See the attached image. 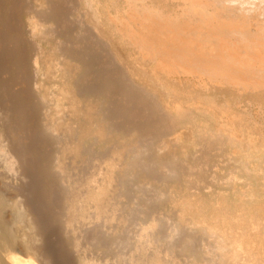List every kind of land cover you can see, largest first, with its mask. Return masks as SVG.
Masks as SVG:
<instances>
[{"label": "bare ground", "instance_id": "6f19581e", "mask_svg": "<svg viewBox=\"0 0 264 264\" xmlns=\"http://www.w3.org/2000/svg\"><path fill=\"white\" fill-rule=\"evenodd\" d=\"M15 23L48 115L0 107V264H264V0H0Z\"/></svg>", "mask_w": 264, "mask_h": 264}, {"label": "rangeland", "instance_id": "374dc122", "mask_svg": "<svg viewBox=\"0 0 264 264\" xmlns=\"http://www.w3.org/2000/svg\"><path fill=\"white\" fill-rule=\"evenodd\" d=\"M59 7L63 8V4L61 3ZM10 26H11V28H9L8 30H5L4 27L0 29V36L2 38V42L0 43V50L2 51V55H1V59H0V65L2 67L8 60H10L11 61L10 66H12V68L9 71H7V76H6L7 79L6 80H8V79L9 80L6 81L5 78L0 79V84H1L0 85V107L1 108L7 107L8 109H10L12 114L14 115V117H16V119L19 120V121H17L19 123L18 126H20L22 129H30V130H35V131L39 132L42 129L43 123H45L43 121H45L44 119L46 118V115H48V114H46V112H47L46 110L43 111V109H40L39 106H37V97L32 91V88H33L32 87V84H33L32 83V68H31V64H30L32 53H33L32 47L28 43L27 34H23L22 32L18 31V27H17L18 24L17 23H15V25H13V26L10 24ZM71 36L72 35L69 34V35L65 36L63 38V40H68L69 37H71ZM20 55H25V59H24L25 61L23 63L20 62L19 58H17V57H20ZM4 56H6V57L4 58ZM2 57L4 59H2ZM2 75H3V73L1 74V76ZM49 80L52 81L51 79H49ZM50 81H49V83H52ZM39 142H42L40 148H35L32 151L33 152L35 151L36 155H39V151H41V148H44L43 149L44 153H42L43 155L41 156L40 160H41V163H43V164L45 163L44 165L48 167V166H50L52 160L54 159L53 157H55L57 150L48 149L44 145L46 142H48L47 139H41V140H39ZM46 145H48V144L46 143ZM43 146H45V147H43ZM45 148H47V149H45ZM89 170H92V169H89ZM47 180L50 182H53L55 179H54V177L52 178V177L48 176ZM204 186L206 187L207 184H205ZM206 191H208V190L206 189ZM213 191H217V190L214 189ZM58 215H55V218L57 217L58 219L57 218L56 219L60 220V221L56 224L55 229H53V231H52V233L55 235V236H53L55 240L59 236L56 241L53 239L55 244L57 241H59V242L61 240L63 241V239H62L63 234L61 232L63 222H62V219H60L61 218L60 215L59 216ZM60 222L62 224L61 226H59ZM56 235H57V237H56ZM59 242H57L56 246H58L61 243V242L60 243ZM82 244L83 245H82L80 251H82V249H84L85 251L83 250L82 253L87 252L84 255H88L89 259H92L93 257H95V258L97 257L95 260L98 259L99 264H111V263L114 264L116 262L115 256L118 255V251L114 250L113 251L114 254H113V252H111L112 254L111 253H99V252L96 253V251H89L87 249V247H86L87 245L85 244V241ZM88 251H89V253H88ZM74 253H76V251L74 252V250L73 251L71 250V252H70V250H68L66 253H64L62 255V257H64V260H67V261H65V264H79V260H78L79 258H75L76 255ZM78 253H81V252H78ZM94 254L95 255L97 254V256H93ZM70 255H72V256H70ZM111 255L112 256L115 255V256L112 257ZM99 256H101V257L99 258ZM56 259L58 261H60V264H64V262H61V260L64 261L63 258H61V260H59L60 258H56ZM113 261H114V263H113Z\"/></svg>", "mask_w": 264, "mask_h": 264}]
</instances>
